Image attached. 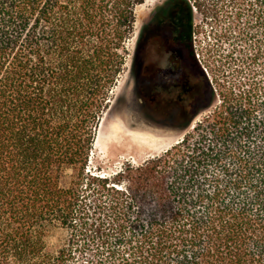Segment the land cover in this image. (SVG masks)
<instances>
[{
  "label": "trees",
  "instance_id": "16d2710c",
  "mask_svg": "<svg viewBox=\"0 0 264 264\" xmlns=\"http://www.w3.org/2000/svg\"><path fill=\"white\" fill-rule=\"evenodd\" d=\"M144 1L0 0V264H264V0H218L214 111L89 182Z\"/></svg>",
  "mask_w": 264,
  "mask_h": 264
},
{
  "label": "rangeland",
  "instance_id": "374dc122",
  "mask_svg": "<svg viewBox=\"0 0 264 264\" xmlns=\"http://www.w3.org/2000/svg\"><path fill=\"white\" fill-rule=\"evenodd\" d=\"M187 1L191 3V26L194 29L192 40L196 52L199 54L198 59L201 60L202 70L212 87L213 99L195 115L183 130L178 132L156 129L139 121L136 113L137 105L130 94L133 82L135 24L133 32L126 41V63L118 77L111 106L103 117L90 153L86 169L89 182L92 180L90 178L92 176L113 178L126 167H137L147 159L162 153L184 137L220 104L218 85L215 81V77H217L215 68L218 67L219 56L228 53L230 48L223 29L225 26L220 22L223 9L218 0ZM163 2L165 0H145L139 4L136 9V23L145 18L154 7L162 5ZM71 173V170H68L67 174ZM86 195V211L83 221L88 223L87 227L89 228V222L95 215L93 187H89ZM76 255L78 259L76 264H82L83 260L89 257V250L87 249L83 253L76 252Z\"/></svg>",
  "mask_w": 264,
  "mask_h": 264
},
{
  "label": "flooded vegetation",
  "instance_id": "af4514ba",
  "mask_svg": "<svg viewBox=\"0 0 264 264\" xmlns=\"http://www.w3.org/2000/svg\"><path fill=\"white\" fill-rule=\"evenodd\" d=\"M165 0L137 21L131 96L149 127L183 130L213 99L192 37L190 12Z\"/></svg>",
  "mask_w": 264,
  "mask_h": 264
}]
</instances>
